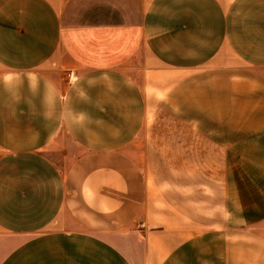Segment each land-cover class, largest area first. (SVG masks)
I'll return each mask as SVG.
<instances>
[{"label":"crops","instance_id":"0c3cea01","mask_svg":"<svg viewBox=\"0 0 264 264\" xmlns=\"http://www.w3.org/2000/svg\"><path fill=\"white\" fill-rule=\"evenodd\" d=\"M0 264H264V0H0Z\"/></svg>","mask_w":264,"mask_h":264}]
</instances>
